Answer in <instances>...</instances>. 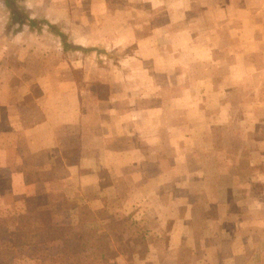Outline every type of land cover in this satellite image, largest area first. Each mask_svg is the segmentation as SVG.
Returning a JSON list of instances; mask_svg holds the SVG:
<instances>
[{
  "label": "crops",
  "instance_id": "crops-1",
  "mask_svg": "<svg viewBox=\"0 0 264 264\" xmlns=\"http://www.w3.org/2000/svg\"><path fill=\"white\" fill-rule=\"evenodd\" d=\"M15 3L37 23L0 0V222L121 221L141 264H264V139L222 144L246 54L231 1Z\"/></svg>",
  "mask_w": 264,
  "mask_h": 264
},
{
  "label": "rangeland",
  "instance_id": "rangeland-1",
  "mask_svg": "<svg viewBox=\"0 0 264 264\" xmlns=\"http://www.w3.org/2000/svg\"><path fill=\"white\" fill-rule=\"evenodd\" d=\"M230 1V5L233 6L228 7L229 16H238L242 24L241 37L244 36V39H239L238 42L244 43L246 54L244 74L228 91L230 116L227 123L223 125L225 135L222 144L237 147L252 143L255 135L264 139V0ZM233 42L235 44L236 39ZM228 51L231 52V50ZM216 55L217 53L212 57ZM232 58V56L227 57L229 61H232ZM236 72L233 71V75H236ZM244 113L248 115L240 118ZM242 128L245 129L244 136L239 132ZM216 139L220 140V138ZM237 157H234V160H239V164H235L233 169L237 171V168H240L239 172L247 176L249 170L245 164L246 160ZM200 161L204 166L205 158ZM211 168H209L210 171ZM206 170L207 167L202 168L203 172ZM191 195L188 189L179 190L175 194V203L178 200L190 202ZM180 197H182L181 200ZM87 218V216L84 217V219ZM52 219L54 217L44 215L31 217L30 232H24L28 230V226H24L20 234H30L32 240L18 239L19 233L15 230H7L4 233L0 230V236L4 239L0 240V264H141L133 259L135 253L141 255L144 252L143 247L139 248L135 245L140 237L134 236L131 243H128L129 232L125 240L121 221H115L113 225L106 222L102 230L98 228L99 225H93L90 220H81L61 230L58 228L60 226L49 225ZM14 220L13 216L6 217L3 222H0V229L1 224L4 223L13 228ZM111 238L114 239L113 242H110ZM118 252L120 255H117ZM124 255H127L126 261H123Z\"/></svg>",
  "mask_w": 264,
  "mask_h": 264
},
{
  "label": "trees",
  "instance_id": "trees-1",
  "mask_svg": "<svg viewBox=\"0 0 264 264\" xmlns=\"http://www.w3.org/2000/svg\"><path fill=\"white\" fill-rule=\"evenodd\" d=\"M4 2V5L6 6L8 12H9V17H10V24L12 23H17L18 25L23 24L24 22H26L28 25H33L36 24L37 21H34L32 19L27 18L26 14L23 12V10H21L17 4L15 3V0H2ZM50 29H52L53 31L56 32L55 28L53 25H48ZM61 38L62 36L59 35ZM16 224L18 226V231L17 233H19L18 235V239H24V240H32V236L30 234H20L23 229L24 226H28V230H25L24 232H30L29 230H31V226H30V221L29 218L27 217H17V219L15 220ZM61 230H65V227L60 226L58 227ZM67 228V227H66ZM20 231V232H19ZM64 236V234L62 235ZM17 241V240H16ZM19 242V241H17ZM29 243V241H28Z\"/></svg>",
  "mask_w": 264,
  "mask_h": 264
}]
</instances>
